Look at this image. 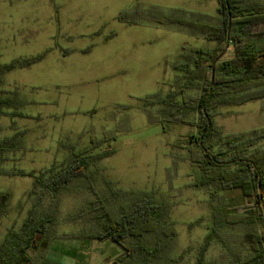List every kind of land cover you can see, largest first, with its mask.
<instances>
[{"label": "rangeland", "instance_id": "374dc122", "mask_svg": "<svg viewBox=\"0 0 264 264\" xmlns=\"http://www.w3.org/2000/svg\"><path fill=\"white\" fill-rule=\"evenodd\" d=\"M247 1L264 6V0ZM175 9L218 17L216 0H0V67L41 57L28 67L0 69V99L16 103L1 107L14 115H0V141L15 138L20 145L0 152V170L38 174L65 166L73 151L111 153L91 160L87 180H74L58 196L57 224L43 238L49 237L47 246L30 253L29 264H110L123 250L81 234L99 229V206L118 214L145 195L164 205L167 222L175 225L165 257L175 259L173 264H195L218 221L221 195L190 186L198 168L181 147L191 129L152 122L151 109L160 106L146 102L170 90L182 47H212L188 30L147 17ZM124 12L134 23L118 19ZM214 119L225 134L262 129L264 99L218 107ZM259 147L264 149V141ZM33 181L0 174V192L8 194L0 246L31 208ZM49 202L46 198L44 207ZM245 232L241 226L217 228L206 263L244 257Z\"/></svg>", "mask_w": 264, "mask_h": 264}, {"label": "trees", "instance_id": "16d2710c", "mask_svg": "<svg viewBox=\"0 0 264 264\" xmlns=\"http://www.w3.org/2000/svg\"><path fill=\"white\" fill-rule=\"evenodd\" d=\"M216 20L198 13L171 10L149 14L148 19L157 24H170L188 30L212 47H182L181 60L173 65L176 71L170 90L163 96L151 95L146 102L151 106L152 122L180 123L191 129L181 148L190 151L191 160L198 172L190 186L206 189L218 197L221 207L214 216L218 218L212 232L197 255L195 264H207L204 254L217 228L246 227L243 234L247 254L235 257L229 264H264V215L258 199L261 185L264 206V128L240 134H225L215 122L216 109L239 106L264 99V6L247 0H216ZM127 13L118 19L126 20ZM39 57L16 60L0 67L10 71L28 67ZM17 102V101H16ZM15 104L14 99H0V115L13 116L1 110ZM90 140L94 141L93 137ZM20 149L15 138L0 141V152ZM72 152L61 168L54 165L38 174L18 170L0 174L28 176L34 179L28 196L32 199L18 230H10L0 246V264H29L30 253L46 247L49 231L57 224L55 211L58 196L74 180H87L88 164L93 159L109 156L101 152L94 156ZM223 196V197H222ZM49 198V207L44 200ZM8 194L0 192V218L5 214ZM52 206V207H51ZM46 209V210H45ZM98 216L99 229L95 233L81 234L82 239L110 240L123 253L110 264H173L175 259L165 257L173 237L175 225L167 222L168 211L153 197L143 196L129 208L113 213L104 205ZM38 239H41L39 241Z\"/></svg>", "mask_w": 264, "mask_h": 264}, {"label": "water", "instance_id": "95a60500", "mask_svg": "<svg viewBox=\"0 0 264 264\" xmlns=\"http://www.w3.org/2000/svg\"><path fill=\"white\" fill-rule=\"evenodd\" d=\"M258 199H259V203L262 209V213L264 215V206H263V201H262V193H261V185L260 183H258Z\"/></svg>", "mask_w": 264, "mask_h": 264}]
</instances>
